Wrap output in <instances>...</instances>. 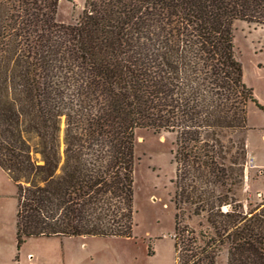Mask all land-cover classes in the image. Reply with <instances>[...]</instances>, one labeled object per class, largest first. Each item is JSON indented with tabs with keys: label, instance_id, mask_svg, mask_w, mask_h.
I'll return each mask as SVG.
<instances>
[{
	"label": "trees",
	"instance_id": "1",
	"mask_svg": "<svg viewBox=\"0 0 264 264\" xmlns=\"http://www.w3.org/2000/svg\"><path fill=\"white\" fill-rule=\"evenodd\" d=\"M59 1L0 0V168L17 247L130 238L144 129L175 137L176 264H216L225 245L226 264H264V206L245 213L235 197L255 102L233 44L235 22L264 27V0H84L73 24L56 21ZM185 206L213 235L184 223Z\"/></svg>",
	"mask_w": 264,
	"mask_h": 264
},
{
	"label": "rangeland",
	"instance_id": "2",
	"mask_svg": "<svg viewBox=\"0 0 264 264\" xmlns=\"http://www.w3.org/2000/svg\"><path fill=\"white\" fill-rule=\"evenodd\" d=\"M83 6L84 0H60L56 21L75 23ZM233 44L243 82L251 89L255 102L247 107L244 177L235 191L247 213L256 206H264V27L235 22ZM174 140L173 134L152 130L142 129L135 134V213L130 238L31 237L18 248L16 188L0 168V264H176ZM254 158L261 167L255 165ZM183 220L196 232L213 235L205 218L193 216L187 206ZM186 247L189 248L188 243ZM226 260L227 245L218 253L216 264H226Z\"/></svg>",
	"mask_w": 264,
	"mask_h": 264
},
{
	"label": "crops",
	"instance_id": "3",
	"mask_svg": "<svg viewBox=\"0 0 264 264\" xmlns=\"http://www.w3.org/2000/svg\"><path fill=\"white\" fill-rule=\"evenodd\" d=\"M254 161H255V165H256V166H259V167H261L260 165H257V164H256V160H255V158H254Z\"/></svg>",
	"mask_w": 264,
	"mask_h": 264
}]
</instances>
